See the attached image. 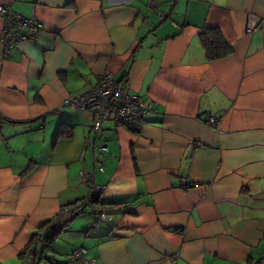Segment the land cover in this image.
<instances>
[{
	"label": "crops",
	"instance_id": "crops-1",
	"mask_svg": "<svg viewBox=\"0 0 264 264\" xmlns=\"http://www.w3.org/2000/svg\"><path fill=\"white\" fill-rule=\"evenodd\" d=\"M0 4L39 23L8 57L0 46V264H74L78 247L93 264H264V0ZM209 27L227 56L207 60ZM105 72L148 111L138 132L110 116L91 149L93 114L63 100ZM81 172L105 186L95 202L114 226L65 210L88 194ZM54 231L28 260L34 234Z\"/></svg>",
	"mask_w": 264,
	"mask_h": 264
},
{
	"label": "built area",
	"instance_id": "built-area-1",
	"mask_svg": "<svg viewBox=\"0 0 264 264\" xmlns=\"http://www.w3.org/2000/svg\"><path fill=\"white\" fill-rule=\"evenodd\" d=\"M0 19L3 26L0 32V46L8 57L10 49L22 40L36 38L39 30V23L33 17H25L21 14L11 12L8 5L0 4ZM260 27V19L249 13L246 18L245 32L252 33ZM63 105L73 106L77 110L89 111L93 114L92 131L93 138L89 140L88 147L93 148L94 138L103 121L113 116L116 121L126 127L129 131L138 132L142 127V118L148 111L143 101L137 96L129 94L124 84H116L111 74L105 72L100 82L90 90L68 96L63 100ZM221 114H208L206 123L216 133H220L219 121ZM101 168V164H99ZM83 183L89 186L87 196L81 202L67 207L65 210L72 214H86L90 219V230L95 232L101 224L114 226L115 217L110 213L109 206L103 208L96 204V200L105 190V186L97 185L93 182L91 175L83 172L80 174ZM189 184L181 182L182 188ZM194 185V184H193ZM86 249L78 247L73 251L74 264H93L94 258L86 259L83 257ZM28 260H32L33 254L27 253Z\"/></svg>",
	"mask_w": 264,
	"mask_h": 264
},
{
	"label": "trees",
	"instance_id": "trees-1",
	"mask_svg": "<svg viewBox=\"0 0 264 264\" xmlns=\"http://www.w3.org/2000/svg\"><path fill=\"white\" fill-rule=\"evenodd\" d=\"M199 41L205 52L207 60L220 59L227 56L231 53L232 49L230 45L224 39L221 31L217 27H209L202 29L199 34ZM71 136L70 128L61 126L56 131V139L59 138H69ZM81 202V201H79ZM57 231L49 232L46 235H41L37 237V233L34 234V237L30 240L26 246L23 254L27 257V253L32 252L33 257L35 256L36 248L43 249L46 246H50L53 240L57 236ZM40 235V234H39ZM39 245V246H37Z\"/></svg>",
	"mask_w": 264,
	"mask_h": 264
},
{
	"label": "rangeland",
	"instance_id": "rangeland-1",
	"mask_svg": "<svg viewBox=\"0 0 264 264\" xmlns=\"http://www.w3.org/2000/svg\"><path fill=\"white\" fill-rule=\"evenodd\" d=\"M80 216L83 215V214H79ZM85 215V214H84ZM81 218V217H80Z\"/></svg>",
	"mask_w": 264,
	"mask_h": 264
},
{
	"label": "bare ground",
	"instance_id": "bare-ground-1",
	"mask_svg": "<svg viewBox=\"0 0 264 264\" xmlns=\"http://www.w3.org/2000/svg\"><path fill=\"white\" fill-rule=\"evenodd\" d=\"M99 198V197H98Z\"/></svg>",
	"mask_w": 264,
	"mask_h": 264
}]
</instances>
